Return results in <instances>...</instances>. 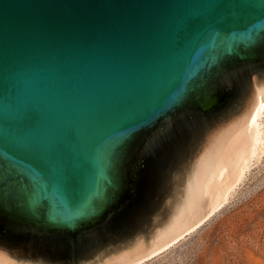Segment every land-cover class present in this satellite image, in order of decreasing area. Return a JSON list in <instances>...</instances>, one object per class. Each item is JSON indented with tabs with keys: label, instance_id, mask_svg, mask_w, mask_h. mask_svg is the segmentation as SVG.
Segmentation results:
<instances>
[{
	"label": "water",
	"instance_id": "95a60500",
	"mask_svg": "<svg viewBox=\"0 0 264 264\" xmlns=\"http://www.w3.org/2000/svg\"><path fill=\"white\" fill-rule=\"evenodd\" d=\"M263 101L264 0H0V264L156 251L240 180Z\"/></svg>",
	"mask_w": 264,
	"mask_h": 264
},
{
	"label": "rangeland",
	"instance_id": "374dc122",
	"mask_svg": "<svg viewBox=\"0 0 264 264\" xmlns=\"http://www.w3.org/2000/svg\"><path fill=\"white\" fill-rule=\"evenodd\" d=\"M259 157L224 204L144 264H264V151Z\"/></svg>",
	"mask_w": 264,
	"mask_h": 264
},
{
	"label": "bare ground",
	"instance_id": "6f19581e",
	"mask_svg": "<svg viewBox=\"0 0 264 264\" xmlns=\"http://www.w3.org/2000/svg\"><path fill=\"white\" fill-rule=\"evenodd\" d=\"M263 113H264V101L259 103L257 106V109H256L257 131H256V135L254 138L253 149H252V152H251L249 159H247L245 162L242 176L238 182H240L242 180V178L245 176V173L249 167V163H251L252 160L260 158L259 156L264 151V123L261 122V117H262ZM238 182H237V184H238ZM237 184H235L232 188H230L228 190V192L226 193L225 197L223 198V200L216 207H214L208 214H206L201 220H199L196 224L191 226L189 229L184 231L182 234H180L179 236H177L176 238H174L173 240H171L167 244L163 245L162 247H160L156 251L152 252L151 254H149V255H147V256H145V257H143L137 261H133V260L127 259L125 257L111 258L110 260H108L107 262H105L103 264H144L146 261H149L150 259H153L154 257L162 254V252L168 250L172 246H175V244L177 242H179L185 235L192 233V231L195 230L196 228H198V226H200L209 216H211V214L214 213L215 210H217L222 204H224V202L227 200L231 190L234 187H236Z\"/></svg>",
	"mask_w": 264,
	"mask_h": 264
},
{
	"label": "trees",
	"instance_id": "16d2710c",
	"mask_svg": "<svg viewBox=\"0 0 264 264\" xmlns=\"http://www.w3.org/2000/svg\"><path fill=\"white\" fill-rule=\"evenodd\" d=\"M0 227H2V228H7V229H9V230H15V229L9 227L8 225L4 224V222H2V221H0ZM54 239H55V238H54ZM68 254H69V253H67V254H63V255H60L59 257H60V258L67 257Z\"/></svg>",
	"mask_w": 264,
	"mask_h": 264
}]
</instances>
